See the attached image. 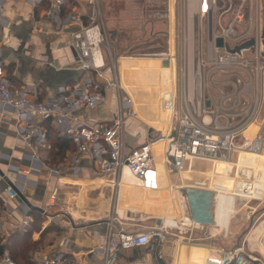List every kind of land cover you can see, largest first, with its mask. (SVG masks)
I'll use <instances>...</instances> for the list:
<instances>
[{
	"label": "crops",
	"instance_id": "0c3cea01",
	"mask_svg": "<svg viewBox=\"0 0 264 264\" xmlns=\"http://www.w3.org/2000/svg\"><path fill=\"white\" fill-rule=\"evenodd\" d=\"M88 3L89 0H70L63 14L66 15L73 9L86 13ZM149 5L148 7H153L151 3ZM148 7L138 6L140 21L145 18L144 11H151ZM262 8L264 9L263 3ZM153 11L157 14L155 5ZM165 15L166 19H169L170 28L167 51L160 53L139 51L126 55L119 54L121 51L115 49L121 96L123 100L129 98L132 100L134 111V115L127 118L125 126L127 151L140 146L148 137L156 141L155 135L161 134L158 136H164L163 140L156 141L154 145L156 154L161 156L167 135L174 130L175 119L171 108L165 109L170 113V123H159V106H162L161 101L159 106L156 102L159 96L161 99L159 86L147 83L136 71L125 72L126 76L132 74V83L134 82L135 87L131 91L121 84L122 57L138 56L137 59L144 61L155 60L161 69L170 67L174 70L175 63L171 59L173 55L169 58L168 66L163 65L165 61L161 57L165 53L174 54L172 46L176 49V39L174 40L172 35V14L165 12ZM148 20L152 29L162 22L161 19L151 17ZM245 26L248 28L247 23ZM145 27L147 24H140L139 30H145ZM77 29L78 25L65 22L59 30L56 21L49 16L44 6L34 7L28 0H6L0 10V53L12 85L17 88L36 87L41 96L46 97L55 94L60 87L73 84L80 79L76 65L77 55L71 44V33ZM109 31L111 42L112 40L115 42L121 36L117 28ZM260 47L262 48V45ZM250 53L252 52L249 51L248 54ZM148 57L150 59H144ZM84 74L86 73L83 72L82 75ZM89 74L95 80L103 79L92 72L86 75ZM105 75L109 80L114 76L109 68L106 69ZM161 90L163 94V88ZM106 95V102L96 109L80 112V118L90 122H111L119 111L116 88L108 85ZM259 103L261 116L257 120L258 124L264 117V79ZM57 151L55 148V152ZM74 152L68 151L66 156L57 162L54 154L52 156L48 154V148L36 152L29 149L18 135L15 112L0 106V169L3 172L0 175L1 230L8 238L16 231L34 229L32 239L39 240V247L32 256L35 264L37 263L34 254L37 250L55 255L63 248L69 255L83 256L88 264H100L103 261L101 254L87 252L97 244V234L106 232L111 206L114 207L116 230L131 233L155 226L165 227L169 235L166 254L168 258L172 255L175 257L174 264L185 262L188 264L189 261L192 264H223L221 249H231L237 245H244L249 254L264 259V248L260 243L264 235V154L243 155L239 158L241 163L235 175H232L234 172L228 168H224L221 174L212 179L211 187L221 193L217 192L215 197L213 215L206 218L202 213H190L187 210L186 195L190 192L189 188L195 185L179 187L181 185L179 181L171 177L172 174L175 176V173H178L165 160L159 159L144 182L129 178L128 175L131 174L124 168L113 200L112 187L104 179L97 164L89 157L82 158L78 172L70 169ZM242 164L254 169L253 174L256 178L252 191L249 192L238 189L244 184L239 173ZM55 170L59 173L57 174ZM9 184L17 187L21 195L9 199L5 192ZM55 190H58L56 202L65 205L69 209V214L50 221L42 215L40 209ZM224 192L230 194V199L227 200L228 196H225ZM178 197L179 205L176 202ZM204 204L200 203L203 206ZM30 211L37 214H30ZM175 212L181 215L178 216L174 214ZM26 217L31 219L28 225L22 224ZM187 226L193 229H188ZM208 236H213L215 240ZM193 237L196 240L211 239L214 241V247L186 245L180 241L181 238ZM228 238L230 240L222 242L226 243L223 247H217L219 240ZM60 243H63L64 247H61ZM136 254V249L125 251L126 256Z\"/></svg>",
	"mask_w": 264,
	"mask_h": 264
},
{
	"label": "built area",
	"instance_id": "2783aa9c",
	"mask_svg": "<svg viewBox=\"0 0 264 264\" xmlns=\"http://www.w3.org/2000/svg\"><path fill=\"white\" fill-rule=\"evenodd\" d=\"M5 1L0 0V10ZM28 1L34 7H46L59 30L65 22L79 26L71 33V44L78 54L77 68L103 79L95 80L91 74H84L75 83L60 87L55 94L42 97L36 87L12 85L0 53V106L15 112L18 135L34 152L49 147L48 123L61 136L69 138L75 145L70 169L78 172L82 158L89 157L112 187L114 200L124 168L140 180L147 178L156 161L154 145L164 136L156 141L148 137L140 146L129 151L126 149L125 126L134 111L132 100H123L121 96L111 34L105 24L100 0H89L86 13L73 9L66 15L64 9L70 0ZM242 1L252 3V0ZM200 2L197 1V5ZM213 3L216 4V0ZM240 23L241 20L236 18L227 28L216 33L212 30V39L208 37L204 49L202 45H196L194 28L191 27L194 25L188 16L181 26L184 34L180 40L178 36L174 54L161 56L163 61H169L173 55L171 59L175 62L171 81L164 86L160 101L162 106L172 109L176 124L175 135L172 130L167 135L169 141L162 153L178 174L185 168L191 170L197 160L234 162L238 167L242 153L264 154V117L261 123H257L261 116L259 97L264 79V46L260 35L257 32L253 48L241 53L227 52L215 45L217 37H223L231 48L251 38V28L238 32L236 24ZM249 51L252 53L248 54ZM108 68L114 74L111 80L105 75ZM108 85L117 90L118 114L111 122L82 120L80 112L96 109L106 102ZM210 87L214 92L208 90ZM253 170L241 165L239 173L244 184L238 189L252 191L256 178ZM55 172L59 173L58 170ZM5 192L9 199L18 196L11 186H7ZM213 192L216 197L217 190ZM57 196L58 190L53 191L42 207V215L50 221L69 214L65 205L56 202ZM108 216L110 221L106 232L97 234V244L87 252L101 254L103 261L100 264H173L166 254L169 235L165 227L127 233L114 228V207L111 206ZM30 222L31 219L26 217L22 224ZM260 243L264 248V235ZM60 245L64 247L63 243ZM134 249L136 255H125V251ZM221 251L223 264H264V259L249 254L244 245ZM34 255L37 264H88L83 256L69 255L64 248L55 255L45 254L40 249ZM0 264L17 263L5 250L0 253Z\"/></svg>",
	"mask_w": 264,
	"mask_h": 264
},
{
	"label": "rangeland",
	"instance_id": "374dc122",
	"mask_svg": "<svg viewBox=\"0 0 264 264\" xmlns=\"http://www.w3.org/2000/svg\"><path fill=\"white\" fill-rule=\"evenodd\" d=\"M100 1L103 6L104 19L107 28L109 30L117 28L121 34V36L117 38L115 42H113V40L111 42V47L114 54H115V49H117L116 51H118V49L119 51H121V52L118 51L119 54L124 53L126 55L135 54L139 51L140 52L146 51L149 53L152 52L160 53L162 51H167L168 48L167 40L169 37L170 28H169V19H166L167 17L165 15V12L172 14V20H173L172 35H174V40L175 39L177 40L178 36L180 40V36L184 34V32L181 30V26L184 25V22L188 19L189 16V21L193 22L194 25L191 27L194 28L196 45L197 46L202 45L204 49L207 48V43H208L210 13L212 14V30L214 31V33H216L217 31H221L223 28H227L231 24V21L236 18H238V20H241L240 24H236L238 32H242L244 30H247L248 28H251L250 37H255L257 35V32L260 35L262 28L264 26V9L262 8L263 0H252V3L250 1L244 3L242 0H216V4L213 3V0H201L200 4L198 5L196 3L194 4L193 2L194 0L192 1L191 0H100ZM150 3L152 4L151 6L154 7L155 5V7L157 8L156 11L157 14H155V12L153 11V7H148L150 6L149 5ZM139 5H141L143 8L148 7V9L150 8L151 10V11L147 10L143 12L145 18H142V21H140V19L138 18ZM191 10H193V12H191ZM149 17H151V19H155V18L161 19L162 22H160V24H156L155 27L152 29V26L150 25V20H148ZM109 21H111V23H109ZM246 23L248 25V28L247 26H245ZM140 24H147V27H145L146 29L139 30ZM143 48L146 49L144 50ZM172 49L175 50L174 46H172ZM137 57L138 56L122 57L120 61V63L122 62L121 65L122 68L136 66V65H148L153 62L152 60H147V61L140 60L137 59ZM144 59H150V57ZM124 79L128 86L134 85L133 84L134 82L132 83L133 78L131 73L129 76L125 75ZM212 89H213L212 87L208 88V90L211 91ZM175 126L176 124L174 123L173 127ZM158 135L161 134L155 135L156 139L160 137ZM159 159L160 156L157 158L155 165L157 164V162L160 161ZM212 163L213 162L210 161H205V162L200 160L195 161L193 163L192 172H190V175L192 176L193 180L184 182L185 180H183L182 178L183 176L182 173L179 175L175 173V176L174 174H172L171 177L176 179V181H179L180 184L186 183L192 185L194 180H202L208 183L209 176L208 174H205V172L208 171L211 166L215 165ZM186 170L189 169L185 168V172ZM195 170L196 172H194ZM232 175H235V172L232 173ZM179 176L181 177V179ZM189 189L190 192L186 195V202L188 206L187 210H189L190 213L191 212L199 213V214L202 213L206 215L205 216L206 218L213 215V210H214L213 204H216L213 190L207 188H197L195 186ZM201 202L205 203L204 206L200 205ZM58 204L63 205L59 201ZM164 212L166 211H162V213ZM174 214L178 216L181 215L180 213L177 212H175ZM184 228H186V226H184ZM187 228L193 229L190 226H187ZM6 237L7 235H5L4 231L0 230V238H3V242ZM208 237L215 240L213 236L212 237L208 236ZM211 239L206 238V240H196L193 237V239L181 238L180 241L185 243L186 245H199V246L212 248L214 247L213 246L214 241L212 242ZM227 240H230V238L219 240L220 241V242L218 241L219 246L217 247H223V245H225L226 243L223 244L222 242L223 241L225 242ZM9 253L12 256L10 251ZM169 259H171L173 263L176 262L175 257L173 255ZM188 264H192V262L189 261Z\"/></svg>",
	"mask_w": 264,
	"mask_h": 264
},
{
	"label": "bare ground",
	"instance_id": "6f19581e",
	"mask_svg": "<svg viewBox=\"0 0 264 264\" xmlns=\"http://www.w3.org/2000/svg\"><path fill=\"white\" fill-rule=\"evenodd\" d=\"M192 1V0H191ZM197 1H199V0H194L193 2H194V4L196 3L197 4ZM190 4H191V2H190ZM200 6V5H199ZM198 7V6H197ZM199 8V7H198ZM194 10V9H193ZM193 10H191V12H193ZM173 61V60H172ZM174 62V61H173ZM157 63L158 62H156L155 60L151 63V64H148V65H136V66H131V67H123L122 68V86H124L125 88H127L128 90H132L135 86L133 85V86H128L127 84H126V82H125V79H124V77H125V75H126V71H128V72H130V71H136L137 72V74L140 76V77H142V78H144L145 80H146V82L147 83H152V85L153 86H155V85H157V87L159 88L158 90L160 91L159 92V94L160 93H162V88H164V86L166 85V84H168L171 80V78H172V72H173V70L170 68V67H168V68H166V67H162V69L157 65ZM175 63V62H174ZM171 69V70H170ZM126 72V73H125ZM170 80V81H169ZM164 89H163V93H164ZM163 95V94H162ZM159 96V95H158ZM160 99V96H159V98H158V100L156 101V102H158L157 104H158V106L160 105L159 104V100ZM165 109H169V108H167V107H165L164 105L163 106H159V110H160V114H159V117H158V120H159V123H161V124H169L170 123V113L169 112H167ZM168 137L166 138V145H165V148H166V146H167V143H168ZM165 148H164V151H165ZM163 151V152H164ZM243 155H246V154H244V153H242L241 154V156H243ZM248 155H251V156H261L262 154H248ZM159 156L156 154V161H157V158H158ZM160 158L162 159V160H165L166 162H168V160L166 159V157L162 154L161 156H160ZM155 161V162H156ZM205 162V161H204ZM169 163V162H168ZM234 162H223V161H219V162H213L212 164H215V165H213V166H211L210 167V169L208 170V171H206L205 172V174H208V176H209V178H208V180H209V182L207 183V182H205V181H202V180H194V182H193V184L192 185H195V186H197V185H199V186H207L206 188H208V189H210V190H217V189H215V188H212L211 186V182H212V179L215 177V176H218L219 174H221V172H222V169H224V168H228L229 170H231L232 172H236L237 173V171L239 170L238 169V167H239V165H238V167H237V165H234L233 164ZM170 164V163H169ZM206 164H208V163H206ZM154 166H155V163H154ZM208 166V165H207ZM235 168V169H234ZM236 168H237V170H236ZM126 170H127V168H125ZM154 169V168H153ZM152 169V170H153ZM151 170V171H152ZM150 171V172H151ZM198 171H201V170H198ZM150 172L148 173V176H149V174H150ZM190 172H192V169L190 170H186V172L184 171V172H182V174H183V176H182V178H183V180H185L184 182H186V181H190V180H193V178H192V176L190 175ZM194 172H196V170L194 171ZM204 174V173H203ZM179 175V174H178ZM129 176V178H133V179H136L137 181H140V182H144L147 178H148V176H147V178L146 179H144V180H140V179H138V178H136V177H134V176H130V175H128ZM180 177V176H179ZM194 177V176H193ZM230 178H232V176H229ZM180 179H181V177H180ZM211 179V180H210ZM233 179V178H232ZM207 180V181H208ZM231 184H233V182H230ZM191 185V186H192ZM183 186H188L186 183H184V184H181V185H179V187H183ZM217 192H219L218 190H217ZM219 193H221V192H219ZM224 194H225V196H228L227 197V200L228 199H230V197H229V193H225L224 192ZM249 198H251V197H249ZM249 198H247V199H249ZM179 197H178V200L176 201V202H178V205H179ZM174 264V263H173Z\"/></svg>",
	"mask_w": 264,
	"mask_h": 264
},
{
	"label": "trees",
	"instance_id": "16d2710c",
	"mask_svg": "<svg viewBox=\"0 0 264 264\" xmlns=\"http://www.w3.org/2000/svg\"><path fill=\"white\" fill-rule=\"evenodd\" d=\"M47 131L49 142L48 154L50 156L54 154L55 161H61L68 151H75L73 142L69 138L61 136L50 123L47 124ZM55 148L58 149L57 152H55ZM30 214L35 215L37 213L30 211ZM33 231L34 229L16 231L9 235L8 238H5L4 242L3 238H0V253L8 249L17 264H35L32 256L35 249L39 247V240L34 241L32 239Z\"/></svg>",
	"mask_w": 264,
	"mask_h": 264
},
{
	"label": "water",
	"instance_id": "95a60500",
	"mask_svg": "<svg viewBox=\"0 0 264 264\" xmlns=\"http://www.w3.org/2000/svg\"><path fill=\"white\" fill-rule=\"evenodd\" d=\"M263 5H264V0H263ZM209 39L210 40L212 39V14L211 13L209 14ZM260 39H261V42H262V44L264 46V26H263L262 31L260 33ZM256 42H257V37L255 36V37L249 38L248 40H246L241 45H239V46H237L235 48H231L228 44L225 43V39L223 37H217L216 40H215V45H216L217 48L225 49L227 52L241 53L244 50L253 48L256 45ZM74 51L76 52L75 49H74ZM76 55H77V59H78L77 52H76ZM163 65L164 66H168L169 65L168 60H166L163 63ZM77 71H78V76L80 78L82 76L83 71L80 68H77ZM207 104L209 105V102H207ZM172 135H175V130H173ZM2 174H3V172L0 169V175H2ZM9 185L11 187H13L18 192L19 195H21V192H19L17 187H15L13 184H9ZM40 211H42V209H40Z\"/></svg>",
	"mask_w": 264,
	"mask_h": 264
}]
</instances>
